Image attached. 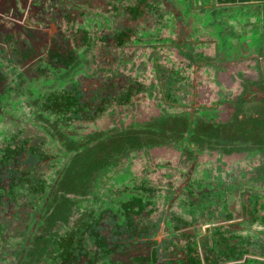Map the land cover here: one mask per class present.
Segmentation results:
<instances>
[{
	"label": "trees",
	"instance_id": "trees-1",
	"mask_svg": "<svg viewBox=\"0 0 264 264\" xmlns=\"http://www.w3.org/2000/svg\"><path fill=\"white\" fill-rule=\"evenodd\" d=\"M52 1L48 0L51 3L45 5L46 0H33L32 4L38 11L30 20L31 23L37 28L49 23L57 25L63 37H59L60 35L49 36L52 46L48 47L57 45L56 47H63L67 50L70 47L78 46L83 55L80 62L74 59L69 67L62 72L50 64V71L44 73L48 74L51 79H58L57 82L50 85L48 93L58 92L61 102H57L56 105L52 102L44 103L40 101V96L35 97V104L38 108L30 120L34 121L36 128L42 130L39 133L42 136L41 142L32 144L34 152L38 155L31 158L35 162L30 165L28 173L21 176L15 187L16 190L14 188L8 190L5 186H0L3 202L5 198L11 202L16 199L19 204L17 217L13 218L12 222L2 218L0 229L11 227L12 224L14 227L16 225L18 229L22 230V238L33 242L31 249L28 250L29 253L24 251L20 264H84L80 263L84 258H79L78 262L64 254V250L68 252L67 250L72 249L73 243L61 242L58 239L59 229H62L64 225H73V222L77 223L73 225L72 229L75 231L74 228L78 224L77 233L82 236L84 242L83 249H80L82 252L77 253L78 257L80 254H88L93 257L92 247L98 243L99 248L102 249L99 250L100 259H102L100 264H131L132 261L135 264L136 258L141 262L144 260L147 264H204L203 257L213 260L214 254L218 252L217 255L221 256L224 252L223 249L235 253V256H228L227 259L249 255L246 261L238 264H264V225L238 222L241 224L238 226L237 223H232L230 231L221 226L205 227L206 224L213 223L219 218L216 203L220 196L224 197L226 190L216 191V195L219 194L217 200L215 198L208 203L199 200L193 204L189 201L188 196L191 198V194L187 188L191 189L194 178L179 185L171 180V172L164 173L166 178L163 179L155 177L160 166L173 164L168 163L167 159L172 162L176 158V160H180L178 163L181 165H187L193 158H196V154L202 152L206 147L212 151L217 150L219 153H247L249 156L257 153L262 154L264 152V73L261 70L258 71L259 78L254 80V94L250 98L247 93L251 91V81L245 83L244 93L242 92L234 99L212 102L211 106L202 102L197 104L195 98L189 100V96L186 95L189 83L186 85L187 82L176 81L174 74L159 75V79L168 76L167 81L161 78L158 85L152 83L146 87L149 96L153 98L154 102H157L156 114H153L149 119H143V121H141L140 115H136L127 124L122 119L121 126L115 125L106 132L90 131L85 133L82 138L76 137V135L68 133L66 125H81L82 129H87V125L95 119V110L92 108L98 104L94 99L99 100L98 96H101V93L94 94L92 92V90H97L94 83L106 80L115 82V88L113 87L112 91L109 90L111 94L109 92L103 94L102 102H105L106 108L100 112L109 109H111L110 111L115 110L114 100H110L109 97H112L116 92L113 99H118V104L127 103L131 99V85L136 83L143 73L145 66L143 64L150 61L153 67L159 70L160 56L167 52L169 57L177 50L182 52L188 66L190 63L200 66V63L204 62L207 57L203 58L195 50L199 46H204L206 40L202 38L197 27L191 32H186L185 35L178 32L179 34L176 36L175 34H162L161 32L164 30L156 35L139 34L140 29L137 27L135 35L128 44L124 45V37L126 32H129V28L121 31L118 28H112L113 25L111 22L109 23L107 17L92 14V11L85 8L84 4L70 7L71 13L77 12L78 14L80 11L85 16L84 19L78 17L77 20H73L70 17L67 22H59L58 10ZM56 5L60 6V4ZM51 7L52 10H56L51 11ZM176 7L178 13L180 6ZM44 9H46V13H49L46 20L41 18V12ZM47 9L50 10L47 11ZM86 10L88 11L86 12ZM164 11L167 15L173 12L171 8H166ZM178 20H181L179 13ZM157 21V25L162 24L161 20ZM166 29L167 31L172 30L169 27ZM114 30L116 35L111 36V32ZM80 31L82 37L79 39L77 35ZM83 32L85 33L84 37ZM139 42L141 43L139 44ZM124 66L127 70H131V74L123 72ZM76 69H81L82 73H76ZM182 73H185L187 79L197 78L196 71L190 74L188 70L182 69ZM44 74L42 72L40 75L44 76ZM123 76L125 77L123 79L130 85L120 93L118 90L120 88L119 79ZM195 84H193L194 88L197 87ZM86 92L90 93L87 95L92 96L87 97ZM41 93L44 94V92ZM93 101L95 102L94 106ZM220 102L226 104L231 110L227 117L218 119L217 105ZM19 136H21L20 133L18 138ZM109 138L113 141H109ZM118 138L119 141L115 144L114 142ZM107 141L110 146L114 143V146L111 147L114 155L121 152L125 154L129 146L131 148L142 147L148 157H150L152 148L164 150V154L170 156L157 157L162 159L153 165L155 167L147 168L146 176L142 181L143 189L139 196L131 197L126 206L127 199L123 198L122 193L105 194L87 190L92 177L102 171L99 165L100 161L106 160L111 154L108 151ZM19 144H22L20 138ZM105 147L108 150H104ZM54 151L59 154L62 151H72V159L67 164V173L68 175L76 174L78 181L64 180L65 182L60 186L63 190L58 191L59 188L55 191L54 189V192L49 196L47 195L49 191L47 181L48 179L49 181L56 180L60 174L58 172L46 180L47 170L50 168L55 170L56 157L49 158L50 156H48ZM59 158L60 155L57 160ZM153 159L155 157H152L150 161ZM162 160L168 164L160 163ZM246 165L253 166L252 164ZM240 169L239 174L244 179V183L246 182L245 184L256 188L264 187V171L258 165L255 167L256 170L254 169L257 171L254 176H248L246 169L242 167ZM218 174L221 186L230 183L233 187L237 185L242 189L245 185L234 183L231 177L232 172L226 171L222 166L219 167ZM59 181L55 188L59 186ZM196 181L198 182L199 179ZM59 192L62 194H58ZM69 192H72L73 195L69 196ZM249 194L251 196L253 193L249 192ZM74 195L77 196L73 198ZM259 196V194H254V196L247 197L245 201L249 203L253 197L256 199ZM77 198L85 199L84 203L91 204V201L94 203L91 204L92 207H83L88 208L89 211L86 210L87 213H85L88 215L84 214L82 218L75 220L79 211L77 207L81 206V202L76 201ZM148 203L150 210L145 209ZM128 206L132 211L126 214L124 208ZM75 207L76 210L73 211ZM94 212L102 215L107 214L108 219L113 213L117 221L115 222V219L111 217L110 222L114 225V223L119 224L123 221L126 229L135 226L141 232L142 225L149 224V226H155L160 230L156 233L152 230V232L141 233L144 235V239L140 240L141 242L139 241L138 244L136 243L137 247L134 244L132 250L141 249L142 253L139 254L140 256L136 255L134 251L129 254L126 252V246H123L122 249L119 247L111 249L107 243H99L104 237L98 233L95 235L94 229L92 230ZM134 212L137 218H133V221L130 222L128 216ZM39 215L41 217L38 219ZM259 219L264 222V214ZM181 222L184 224L180 225ZM258 226L263 227L258 228ZM14 227L12 226L11 229ZM109 228H111L109 230L113 237V231L116 229ZM3 235L4 240L7 239L6 235ZM160 235L162 237H159ZM240 235L246 237L247 242L240 243L236 248V243L231 238L241 237ZM132 241L135 243L136 240ZM252 242L254 244L251 245ZM4 243L8 242L4 241ZM115 244L116 242L111 243L113 247ZM161 245L165 246V250L170 251L168 256H164V248L162 249ZM4 249H9V246L4 245ZM236 249L239 254H236ZM123 256L129 257L127 258L129 262L126 260V263H122L120 259ZM159 259H161L160 262Z\"/></svg>",
	"mask_w": 264,
	"mask_h": 264
},
{
	"label": "flooded vegetation",
	"instance_id": "flooded-vegetation-1",
	"mask_svg": "<svg viewBox=\"0 0 264 264\" xmlns=\"http://www.w3.org/2000/svg\"><path fill=\"white\" fill-rule=\"evenodd\" d=\"M59 1L60 0L52 1L54 7H57L58 18L60 19L59 22H67L70 17H72L73 20H77L78 17L79 19H84L85 16L81 14L80 11L78 14L77 12L71 13L70 11L72 5L77 7L78 4H84L86 6L85 8L92 11V14H99L102 17H107L109 23L111 22L113 25L112 28H115V22L120 21V18L123 19V22H133L134 25L128 27L130 29L128 34H125L124 45L128 44L130 39L135 35L137 27L140 29L139 34L144 33L148 35H156L158 32L164 30V32H161L162 34H175V36L176 34H179L178 32L185 35L186 32H191L196 27L198 30L204 26L207 29V33L202 35V38L206 40V44L202 47L199 46L195 50V52H199L200 56H203V58L207 57L204 59V62L200 63V66L190 63L189 67L182 52L177 51L176 49H174L176 51H174L169 57L167 56V52H164L165 54L161 55L158 61L160 66L159 70L155 69L150 61L143 64L145 65L143 73L139 79L137 78L138 80L136 83L131 85V99L128 100L127 103L118 104V99H113L116 92L113 93L112 97H109L110 100H114L113 107L115 106V110L112 109V111H110L111 109H109L100 112V110L106 108L105 102H102L104 98L103 94L107 92L110 93L109 90L112 91L115 82L106 80L94 83L95 89L97 90H92V92H94V94L100 92L102 97L98 96L99 100L94 99L98 105L92 108V110H95V119L91 122L90 127L88 129H82L81 125H66L69 131L68 133H72L73 135H76V137L82 138V136H85V133L90 131L106 132L115 125L121 126L122 119H124L125 124H127L134 116L143 115L141 112L137 114L125 112L119 107L120 105L129 106L133 103V105L146 106L149 104L155 109L154 113L156 114L158 108V105L156 104L157 102H154V100H152L153 98L149 96L146 87L150 86L152 83L158 85L161 78L166 79L167 81L168 76L166 78L160 77L159 79V75L174 74V79H176V81L187 82L186 85L189 83L186 93V95L189 96V100L195 98L197 104L202 102L211 106L212 102L218 100L222 101L236 98L243 92L245 83L251 81V91L247 93L250 98L254 94V80H258L259 78L258 71L261 70L264 73L263 1L254 2L236 0L227 3L220 2L219 0H193L191 2L189 0ZM32 3L33 0H0V186H5L8 190H12V188L16 190L15 187L18 185L21 176L28 173L30 165L35 162V160L31 158L38 155V153L34 152V146H32V144H35L38 141L41 142L42 136H40L41 134L39 135V133H41L42 130L36 128L33 123L34 121L30 120V118L35 115L38 108L35 104V97L40 96V101H43L44 103L52 102L56 105L57 102H61L58 92L54 91L50 94L48 93L50 85L57 82L58 79H51L48 74L44 73L50 71V64H53L59 69L58 71L62 72L69 67L74 59L80 62L83 55L81 54L80 49H78V46H74V48L70 47L67 50L63 47L58 48L56 47L57 45L48 47L50 45L52 46L50 41L51 38H49V36L60 35L59 37H61L62 33L60 32V28L55 24L54 25L57 29L53 31L50 30L53 23L46 24L39 28L35 27L30 20L36 15L38 9L36 11V6L34 7ZM45 3V5H47V3L49 4L51 2L46 0ZM56 4H60V7ZM176 6H180L178 10L181 19L180 21L178 20ZM61 7L62 9L60 12ZM166 8H171L173 12L168 15L165 14L164 10ZM48 10L50 9H47V11ZM54 10H52L51 7V11ZM87 11L88 10H86V12ZM129 17H131V19ZM157 20H161L162 24L157 25ZM168 27L172 30L167 31L166 28ZM35 37H38L39 41L35 40ZM81 37L82 32L80 31L77 38L80 39ZM23 40H25V44L24 42H21ZM140 43L141 42H139V44ZM224 45H226V47H224ZM182 69L184 71L188 70V73L190 74H192L193 71H196L197 78H192V80L191 78L187 79L185 73H182ZM81 71V69H76V73H82ZM42 72L44 76L40 75ZM123 78L125 77L123 76L119 79L120 88L118 90L120 93L123 92L124 88L126 89L129 87L128 85H130V83L126 82ZM122 80L123 82H121ZM194 83L197 85L196 88L193 87ZM41 92H44V94ZM87 94L90 93H85L89 98L92 96ZM94 101L93 106L95 105ZM217 108L218 119L227 117L231 110V108H228L227 105L222 102L217 105ZM114 113H116L118 120L104 124V121L107 123V116H111ZM19 133L21 135L19 138L22 139V144H19ZM109 141L113 140L109 138ZM109 141H107V147L109 150L106 147L104 150H108L111 154L106 160L100 161L99 165L100 168H102V171L92 177L88 183L87 190L105 194L122 193L124 196L123 198L127 199L126 206L128 200L131 197L136 198L139 196L140 191L143 189L142 181L146 176L147 168L155 167L153 165H156L155 163H158L159 160L162 159L157 157L167 155L160 154L153 156L155 148H152L150 149V157H148V154L145 153L142 147L131 148L129 146L125 154H122L121 152L118 155H114L111 147L114 146V143H118L119 138L116 139L111 146L109 145ZM203 149L204 150L196 154V158H193L187 165H181L178 163L180 160L175 159L172 162L167 159L168 163H173L169 165H166L168 163L165 160L160 161V163L165 162L166 166H160V168L157 169L158 171L155 177L163 179L166 178L164 173L171 172V180L179 185L187 183V181H191V178H194L193 185L192 187L190 186L191 189L187 188V191L191 194V198L188 196L189 201L193 204L199 200L207 203L210 202V200H215V198L217 200L219 194L216 195V191L219 189L226 190L224 197L220 196L216 203L219 218L216 221H213V223H217L215 226H221L223 229L230 231L229 228L232 227V223H237L238 226L241 225L238 222H248L252 225H254V223L264 225V222L259 219V217L264 214V187H262L261 190L260 188L245 184L246 182L244 183V179L239 174V171L241 170L240 167H242L247 170L248 176H254V166L256 167L257 164H261L258 160V155L261 154L257 153L256 155H253V157H256V160L251 163L253 166H248L246 164L250 163L241 159L236 152L227 154L224 152L219 153L217 150L212 151L207 147ZM72 154V151H62L61 154L54 151L53 153L48 154V156H50L49 158L56 157V165L55 170L52 168L47 170L46 180L58 172L60 174L56 180L49 181L48 179L47 182L49 184L47 187L49 188V191L47 195L50 196L52 192H54V189L55 191L59 189L65 181H78L76 174L68 175L67 173V164L72 159ZM59 155L60 158L57 160ZM140 156H142V159ZM152 157H155V159L150 161ZM136 159H138L140 169L132 168L131 163ZM106 162L109 163L107 164ZM177 163L179 166L175 165ZM220 166L226 171L232 172L231 177L233 178L234 183L245 184L244 187L242 189L238 188L237 185H234L233 187L230 183L221 186L218 174ZM137 170L140 171L138 173L139 179L134 182L132 181L130 183L132 186L126 188V179L133 175H129L128 173L131 174ZM231 177L229 178V181L231 180ZM106 178L108 179L104 180ZM197 179H199L198 182L196 181ZM58 180H60L59 186L55 188ZM102 181H105L107 185H104L103 187L100 186V188H94L98 182L101 184ZM118 184H120V186H118ZM60 190H63V188H60L58 191ZM249 192L253 193L251 196H254V194H259L260 196L256 199L253 197L248 203L245 200L247 197H251L249 196ZM60 193L61 192L58 194ZM69 193V196L73 195L72 192ZM1 195L2 193L0 192V221L2 218H5L12 222L13 218L15 219L17 217L19 210L18 200L15 199L11 202V200L8 201L7 198H5L3 202ZM75 196L77 195H74L73 198H75ZM89 197L93 198L92 196ZM86 198L89 199L88 197ZM84 200L85 199L83 198H81V200L77 198L76 200L81 202V208L77 207L79 211L75 220L77 218H82L84 214L87 213L86 210H88V208L83 207H92L91 204L94 203L93 201H89L91 204L84 203ZM8 206L13 207L9 208ZM75 210L76 207L73 211ZM124 211L127 214V212H131L132 210H130V207L128 206L124 208ZM126 214L124 215L127 217ZM86 215L88 214H85V216ZM40 217L41 216L39 215L37 218L39 219ZM106 219H108L107 214L102 215L94 212V226H92V230L94 229L95 235L98 233L104 237L99 243H107L111 249H114L118 247L120 243L112 238V232L109 230L111 228L108 227V223L105 221ZM258 222H261V224ZM76 223L77 222H73V225ZM213 223H208L205 227L210 226L209 224L213 225ZM73 225H64L62 229H59V241L74 244L72 249L67 250L68 252L64 250V254L78 262L80 261L79 258H84L80 263L100 264L102 259H100L99 250L102 249L99 248L98 243L92 247L94 254L93 257H90L88 254H80L78 257L77 253L82 252L80 249H83L84 242L82 236L77 233L78 224L74 228L75 231L72 229ZM12 226L14 227L13 224ZM11 227L7 226L4 227L3 230L0 229V264H20V259L24 256V251L29 253L28 250L31 249L33 245V242L28 241L26 238H22V230L18 229V226L15 225L13 229H11ZM134 227H131V242L129 243V246L125 245L126 252L130 254L131 251H134L136 255H139L142 251L141 249L132 250L134 244L137 247L136 243L138 244L140 240L144 239V233L152 231L156 233L160 229L145 224L142 225L143 229L140 232V230H137L136 227ZM262 227L263 226H258V228ZM3 234L6 235L7 239L4 240ZM240 236L241 237L234 236L231 238L233 242L235 241L236 248L240 243L244 244V242H247V239H245L246 237L243 235ZM132 240H136L135 243H133L134 241ZM4 241H7L8 243H4ZM113 242H116L114 247L111 245ZM252 244H254V242H252L251 245ZM4 245H8L9 249H4ZM222 251L224 252L221 256L217 255L218 252H216L213 260L202 256L204 264H238L246 261L247 257H249V255H244L241 258L238 257L233 259L231 257V259H227L228 256H235V253L232 251L227 252V250L225 251L224 249ZM235 252L236 254H239L237 249ZM251 256L254 257V255ZM127 258L129 257L123 256L120 260L122 263H126L125 261H128ZM136 261L138 264H147L144 260L142 262L138 261L137 258ZM131 264H134V262L132 261Z\"/></svg>",
	"mask_w": 264,
	"mask_h": 264
},
{
	"label": "rangeland",
	"instance_id": "rangeland-1",
	"mask_svg": "<svg viewBox=\"0 0 264 264\" xmlns=\"http://www.w3.org/2000/svg\"><path fill=\"white\" fill-rule=\"evenodd\" d=\"M170 1V0H169ZM190 2L191 1H193V0H189ZM203 1H209V0H203ZM172 2V1H171ZM173 3V2H172ZM60 7V6H59ZM61 9H62V7L60 8V12H61ZM64 9H65V7H64ZM59 12V13H60ZM255 14V13H254ZM47 16H48V13H46V9L45 10H43L42 12H41V18L43 19V20H46L47 19ZM130 19H131V17H129ZM120 21L119 22H116V24H115V28H118L119 29V31H121V30H125L126 28H128L130 25H134L133 24V22H130V21H125V22H123L122 20V18H120L119 19ZM203 23V22H202ZM201 26V25H200ZM57 29V27L55 26V25H53L51 28H50V30H56ZM206 28H205V26L204 27H201V28H199V30L198 31H200V34L201 35H205L207 32H206ZM116 31L114 30V32H111V36H115L116 35V33H115ZM126 34H128L127 32H126ZM85 36V33L83 32V37ZM127 36V35H126ZM35 40H37V41H39V38L38 37H35L34 38ZM22 43L24 42V44H25V40H23V41H21ZM21 44V43H20ZM65 45V44H64ZM29 46V45H28ZM22 49H24V48H22ZM124 71L123 72H126V73H129V74H131V70H127V68L124 66V69H123ZM133 74H134V72H133ZM228 78V77H227ZM43 89V88H42ZM47 92V91H46ZM227 95V94H226ZM140 105H142V104H140ZM119 107H121V109L123 110V111H125V112H128V113H131V114H137V113H142L143 114V116H141V121H143V119H149L153 114H155L154 112H155V109H153V107H151L149 104L148 105H143V106H139V105H133V103L131 104V105H129V106H122V105H120ZM106 120H107V123H106V121H104L103 123L104 124H108V123H110V122H114V121H117L118 120V117H117V115H116V113H114V114H112L111 116L110 115H108L107 116V118H106ZM90 125H91V123H89L88 125H87V129L90 127ZM140 153H142V152H140ZM160 154H163V155H165L164 154V150H158V149H155L154 151H153V156H157V155H160ZM241 159H244V161H248V163H253L254 162V160H256V157L254 156H249L247 153H240V154H237ZM141 157V159H142V156H140ZM175 160H176V158H174ZM258 160H259V162H261V164L260 165H258L259 166V168L260 169H262V171H264V152H262V154L261 155H258ZM132 168H134V169H140V165L138 164V159H136V160H134V161H132ZM255 165V164H254ZM254 169H255V166H254ZM256 170V169H255ZM254 170V173L255 172H257V171H255ZM140 171H134L133 173H128L129 175H132V176H129L127 179H126V181H125V187L126 188H128L129 186H132V185H130V183L133 181H137L138 179H139V173ZM108 178H106V179H104V180H107ZM129 181V182H128ZM100 184V182H98L97 184H96V186H94V188H100V186L101 187H103L104 185H107V183H105V181L103 182H101V184ZM118 186H120V184H118ZM262 187H260V189H261ZM262 190V189H261ZM9 208H12L13 206H8ZM18 209H19V207H18ZM145 209H147V210H150V208H149V203L147 204V206H146V208ZM10 213V212H9ZM135 213V212H134ZM134 213H132L131 215H129V218H130V220L131 221H133V218H137V215H136V213L134 214ZM6 214V213H5ZM110 216L111 217H113L114 219H115V215L112 213V214H110ZM154 216H155V214H154ZM110 217V218H111ZM110 218L109 219H106L105 221L108 223V227H113L114 229H116V230H114L113 231V239L116 241V242H118V243H120L119 244V248H123V245L125 246H129V243L131 242V228L130 229H126V227H125V224H123V221H121V222H119V224H116V223H114V225H113V223H111L110 222ZM189 218V217H188ZM117 220L115 219V222H116ZM258 223H260L261 224V222H258ZM184 224V222H181L180 223V225H183ZM217 223H213V225L212 224H209L210 226H215ZM135 230V229H134ZM165 231V230H164ZM159 237H162V235H160ZM161 247H162V249L165 247L164 245H161ZM170 254V251H168V250H165V248H164V256H168ZM161 261V259H159V262ZM135 264H138V262H136Z\"/></svg>",
	"mask_w": 264,
	"mask_h": 264
},
{
	"label": "crops",
	"instance_id": "crops-1",
	"mask_svg": "<svg viewBox=\"0 0 264 264\" xmlns=\"http://www.w3.org/2000/svg\"><path fill=\"white\" fill-rule=\"evenodd\" d=\"M220 2H233V1H236V0H219ZM237 1H254V2H260V1H263L264 0H237Z\"/></svg>",
	"mask_w": 264,
	"mask_h": 264
},
{
	"label": "water",
	"instance_id": "water-1",
	"mask_svg": "<svg viewBox=\"0 0 264 264\" xmlns=\"http://www.w3.org/2000/svg\"><path fill=\"white\" fill-rule=\"evenodd\" d=\"M54 25V24H53Z\"/></svg>",
	"mask_w": 264,
	"mask_h": 264
}]
</instances>
